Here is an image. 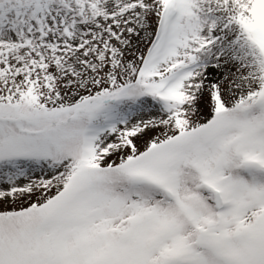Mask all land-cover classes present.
Segmentation results:
<instances>
[{
    "label": "snow or ice",
    "instance_id": "snow-or-ice-1",
    "mask_svg": "<svg viewBox=\"0 0 264 264\" xmlns=\"http://www.w3.org/2000/svg\"><path fill=\"white\" fill-rule=\"evenodd\" d=\"M0 264H264V0H0Z\"/></svg>",
    "mask_w": 264,
    "mask_h": 264
}]
</instances>
